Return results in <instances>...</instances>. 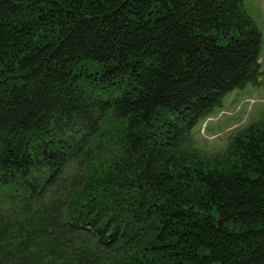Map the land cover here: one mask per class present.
Segmentation results:
<instances>
[{"label":"trees","instance_id":"trees-1","mask_svg":"<svg viewBox=\"0 0 264 264\" xmlns=\"http://www.w3.org/2000/svg\"><path fill=\"white\" fill-rule=\"evenodd\" d=\"M260 47L244 0H0V264H264V119L189 137Z\"/></svg>","mask_w":264,"mask_h":264},{"label":"rangeland","instance_id":"rangeland-1","mask_svg":"<svg viewBox=\"0 0 264 264\" xmlns=\"http://www.w3.org/2000/svg\"><path fill=\"white\" fill-rule=\"evenodd\" d=\"M244 4L256 24L262 23L263 0H244ZM263 54L264 51L261 50L260 68L264 71ZM262 119H264V76L260 75L256 85L247 83L243 88H234L222 97L220 106L213 108L197 121L189 134L190 147L205 156L220 153L234 133Z\"/></svg>","mask_w":264,"mask_h":264},{"label":"crops","instance_id":"crops-1","mask_svg":"<svg viewBox=\"0 0 264 264\" xmlns=\"http://www.w3.org/2000/svg\"><path fill=\"white\" fill-rule=\"evenodd\" d=\"M245 4H246V2H245ZM245 4H244V9H245V11L251 15V13H250L248 7H247ZM245 7H246V8H245ZM251 16H252V15H251ZM252 18H253V16H252ZM253 20H254V18H253ZM254 22H255V20H254ZM261 22H262V23H260V24H258V25H257L256 22H255V24H256V26H257V28L259 29L260 34H261V47H260V54H261V50L264 51V0H263V4H262ZM263 56H264V54H263ZM260 61H261V55H260ZM262 76H264V75L262 74ZM258 78H259V77H258ZM257 82H258V80H257Z\"/></svg>","mask_w":264,"mask_h":264},{"label":"water","instance_id":"water-1","mask_svg":"<svg viewBox=\"0 0 264 264\" xmlns=\"http://www.w3.org/2000/svg\"><path fill=\"white\" fill-rule=\"evenodd\" d=\"M219 224H221V221L219 220Z\"/></svg>","mask_w":264,"mask_h":264}]
</instances>
